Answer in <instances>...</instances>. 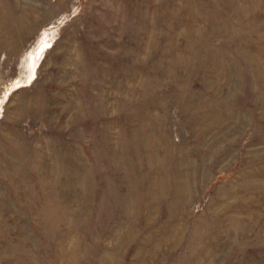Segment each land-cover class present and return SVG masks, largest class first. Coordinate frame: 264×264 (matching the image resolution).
<instances>
[{
	"label": "rangeland",
	"instance_id": "obj_1",
	"mask_svg": "<svg viewBox=\"0 0 264 264\" xmlns=\"http://www.w3.org/2000/svg\"><path fill=\"white\" fill-rule=\"evenodd\" d=\"M0 264H264V0H0Z\"/></svg>",
	"mask_w": 264,
	"mask_h": 264
},
{
	"label": "bare ground",
	"instance_id": "obj_2",
	"mask_svg": "<svg viewBox=\"0 0 264 264\" xmlns=\"http://www.w3.org/2000/svg\"><path fill=\"white\" fill-rule=\"evenodd\" d=\"M45 44V43H44ZM44 44H42V46H41V49H43L44 48ZM48 47V46H47ZM32 59V58H31ZM31 63H32V66H33V62L31 61ZM32 74V73H31ZM31 74L28 76V79H30L31 80ZM28 81V80H27ZM6 95V94H5ZM5 95H4V97H5Z\"/></svg>",
	"mask_w": 264,
	"mask_h": 264
}]
</instances>
